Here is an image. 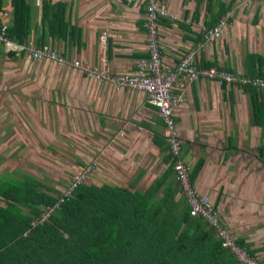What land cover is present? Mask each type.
Listing matches in <instances>:
<instances>
[{"label": "crops", "instance_id": "0c3cea01", "mask_svg": "<svg viewBox=\"0 0 264 264\" xmlns=\"http://www.w3.org/2000/svg\"><path fill=\"white\" fill-rule=\"evenodd\" d=\"M45 1L66 5L64 21L74 29L72 34L65 40H53L48 36L45 42L54 44L67 64L79 61L91 67L105 68L115 76L133 75L137 64L147 60V36L143 28L145 0H27V5L35 11L27 42L35 43L40 35L41 13L37 10ZM240 1L160 0L169 15L158 23L159 48L164 65L174 67L186 53L196 51L195 60L199 67L212 64V67L244 73L247 54L264 57V43L255 45L248 38L249 32L264 33V8L258 16L248 15V7L242 6ZM229 10L233 17L221 37L213 44L203 43L202 32ZM13 13L11 0H0V28L6 29L11 25ZM13 53L11 55L0 44V63L9 59L16 62L25 57L33 62L24 52ZM55 68L61 72L59 82H52L46 72H38L42 84L37 79H26L25 86L21 83L3 91L7 106L15 103L25 111L24 124L18 125L33 129L34 121L41 124L44 120H53L59 127L67 121L71 122L69 129L86 131L94 125L100 132L108 131L102 133L106 137L101 139V145L96 143L92 146V141L85 140V152L81 150L76 154L85 155L95 164L87 184L145 193L146 187L166 173L169 162L157 110L146 102L142 92L114 90L109 84L87 80L67 65ZM0 79L3 80L2 77ZM50 83L52 86L48 89ZM180 91L186 93V100L175 109L174 120L183 144V160H187L185 163L190 171L200 161L193 185L199 193L214 197L213 201H218V209L222 206V213L219 211L222 226L230 232L226 225L232 228L233 223L227 224L224 219L228 218L229 222L234 218L237 222L242 220L234 204L247 198L243 197V190L247 194L248 186L253 191L252 199L248 195L251 200H244L249 204L241 206L245 210H242L243 214L254 213L256 205L257 212L264 213V180L258 182L254 179L264 169L260 157L261 151L264 152V135L261 127L250 124L253 106L249 100L253 97H248L242 87H223L204 80L189 84L185 78L174 86V93ZM258 101L263 102L264 99L259 98ZM260 108L263 109V104ZM35 114L36 117H31ZM8 117L12 125H17L11 115ZM77 117L82 122L78 123ZM72 135L76 139L73 138L71 145H78L81 134ZM31 142L19 143L29 145ZM252 161L256 167L249 165L248 162L251 164ZM168 183L174 187L176 182L170 176ZM181 197L179 191L176 199ZM232 214L235 217L232 218ZM262 217L264 219V214ZM262 232L255 230L260 236ZM231 235L238 240L237 236Z\"/></svg>", "mask_w": 264, "mask_h": 264}, {"label": "trees", "instance_id": "16d2710c", "mask_svg": "<svg viewBox=\"0 0 264 264\" xmlns=\"http://www.w3.org/2000/svg\"><path fill=\"white\" fill-rule=\"evenodd\" d=\"M11 3L13 20L5 32L12 42L24 45L35 11L27 5V0H11ZM38 12L41 32L35 46L43 45L48 36L65 40L72 34L74 29L64 21V3L45 1ZM211 67L212 64L204 66ZM243 74L264 79V57L247 54ZM219 84L228 85L225 81ZM238 84L228 87H242L248 97H253L249 100L253 106L250 124L261 127L264 135V101H258L264 99V88L257 90ZM173 121L175 124L174 115ZM168 155L166 173L155 179L145 193L85 184V179L95 170L93 162L80 170L81 175L88 172L83 180L77 181L69 196L21 170L3 174L0 176V264H236L215 237L214 228L202 217L190 216L186 197L176 199L183 190ZM260 157L264 163V152L261 151ZM198 163L191 171L185 163L192 186L199 171ZM170 176L176 182L174 187L168 183ZM159 191L163 196L156 198ZM217 205L218 201L215 209ZM48 210L50 213L44 218ZM237 245L254 256L255 250L243 239H238Z\"/></svg>", "mask_w": 264, "mask_h": 264}, {"label": "built area", "instance_id": "2783aa9c", "mask_svg": "<svg viewBox=\"0 0 264 264\" xmlns=\"http://www.w3.org/2000/svg\"><path fill=\"white\" fill-rule=\"evenodd\" d=\"M250 0H244V3ZM167 11L158 0H145V12L143 17V28L146 31L147 60H141L137 64L136 72L133 75L111 76L105 68L91 67L79 61L68 62L62 53L51 45L35 46L29 41L24 45L12 42L6 35L5 28H0V44L8 50L24 52L34 61L48 60L58 66H70L75 71L83 74L87 79L102 82L112 86L114 90H128L142 92L146 96L149 105L157 109L163 122V138L168 147L171 161L173 162V172L176 181L180 184L186 200L190 207L189 214L192 217H202L210 226L214 228L217 237L221 240L222 247L228 249L235 257L237 264H264V258L249 256L243 249L237 246L235 238L222 226L218 211L214 208L209 198L196 192L194 186L189 182V168L185 165L181 157L182 141L176 132L173 121L175 109L185 102L186 93L180 91L173 92L174 86L179 80L185 78L191 84L200 80L226 84L246 86L249 85L257 90L264 88V79H252L241 72L230 73L219 71L215 67L199 68L195 64L196 51L188 53L181 58L177 66L164 69L160 66L161 52L158 40V23L162 18H168ZM232 17V11H228L209 29L202 32V42L206 44L215 43L223 30L227 27L228 21ZM103 39V37H102ZM192 62H189V60ZM105 64V62L103 61ZM88 171L84 172V175ZM84 175L77 174L73 177L71 188L62 192L63 196H69L70 191L76 186L77 181L83 180ZM70 187V186H69ZM62 196V195H61ZM60 196V202L63 198ZM43 214L44 218L49 215Z\"/></svg>", "mask_w": 264, "mask_h": 264}, {"label": "rangeland", "instance_id": "374dc122", "mask_svg": "<svg viewBox=\"0 0 264 264\" xmlns=\"http://www.w3.org/2000/svg\"><path fill=\"white\" fill-rule=\"evenodd\" d=\"M158 1L160 2V0ZM262 1L263 0H250L245 2L244 7H248L246 10H249L247 14H254V16H258V13L260 14L261 10L264 8ZM251 34L253 36H250ZM248 38L249 42L255 45L258 43H264V33L262 31H254L252 33L249 32ZM44 44L51 45V47L54 48V44L52 43L50 44L45 42L43 45ZM13 49L8 50V48H5L6 51L12 53L15 52ZM190 52L192 51H189L188 53ZM188 53H186L184 56H186ZM25 58L19 59L16 62H13L9 59L7 62L0 63V77L3 78L2 81L0 79V93H2V95L0 94V176L3 174L10 175L15 170H21L23 172L32 174L39 181L53 187L59 193H62L72 183V181H70L71 177L73 175H77L80 172L81 167H86L92 162L87 160L83 154L76 155L81 150L85 152V140L88 142L92 141V146H95L96 143L101 145V139L104 140V137H106L102 135V133L106 134L108 131L100 132L94 127V125L90 130L88 129L86 131L80 128L69 129L68 124L71 122L66 121L67 124L62 122V127H59V124L55 123L53 120H44V122L41 124H37L34 121V128H30L31 130L28 128H21L18 124H24L23 116L25 111L20 108L19 105H14L15 103H13V105L7 106L4 98L5 93H3L5 88L19 86L21 83H24L25 86L26 79H37L42 84L43 81L41 78L39 79L41 75L38 72H46V74H49L48 76H51L52 82H59V78H62L60 70L57 71L58 68H55L59 66L52 61L42 60L37 62L33 60L32 62L30 59L27 60ZM189 62H192V60L190 59ZM38 63L43 65L39 66L40 64ZM160 66H162L164 69H167L162 61V58L160 59ZM51 86L52 83L47 86L48 89H51ZM228 86L229 85H227V87ZM12 112H15V114L13 115ZM9 115H11V118L14 119L17 125H12L11 119L8 117ZM36 115L37 114L29 116L34 118ZM80 122H82V120L78 118V123ZM13 126L21 129L13 128ZM72 133L81 134V136H78V145H71L74 141L73 138L76 139ZM26 140L32 141L31 144L22 145L19 143L25 142ZM253 154L256 155V152ZM185 162L188 163L187 160H185ZM248 163L253 167L257 166L255 165V161H252L251 164L250 162ZM261 171L262 173L260 172L254 177V179L258 182L264 180V169ZM89 176L85 179V184H87L90 178ZM107 182L110 183L111 181L107 180ZM255 184L257 185L258 183L255 182ZM151 185H149L148 188L146 187V189L148 190ZM243 193L245 195L243 197L247 198L234 204V208L238 210L239 213H241L242 220L239 219L237 222L235 221L236 218H234L229 222L228 218L223 219L227 222V224L233 223L231 225L232 228L226 225L227 228H229L231 234L237 236L238 239H243L244 242L250 244V248L255 250L254 254H256V258H264V232H262L263 234L261 236L255 233V230L264 231V219L263 217L260 218L264 213L263 211H260V213L257 212L258 208L256 207L257 205L255 203L256 206L253 207V211H256L254 213L243 214V208H241V206L246 207V205L249 204L247 202L244 203V200L249 202V200L252 199V188L248 186L247 194L245 193V189L243 190ZM258 194L261 196L260 193ZM248 195H251V199H249ZM162 196V191H159V193L156 194V198H160ZM183 196H185L184 192L182 193V197ZM208 198L210 202H213L214 197L212 198L208 195ZM221 209L222 206L220 205L219 211L222 213L223 209ZM230 216L232 218L235 217L233 214ZM253 216L255 218H253ZM216 236L218 235L216 234ZM243 250L248 254L245 249ZM231 255L233 256L232 253ZM233 258L237 264L234 256Z\"/></svg>", "mask_w": 264, "mask_h": 264}, {"label": "clouds", "instance_id": "9594fccd", "mask_svg": "<svg viewBox=\"0 0 264 264\" xmlns=\"http://www.w3.org/2000/svg\"><path fill=\"white\" fill-rule=\"evenodd\" d=\"M242 6H244V0H242V2L240 3ZM230 11V10H229ZM228 12V11H227ZM232 17H233V14H232ZM232 17H231V19H232ZM230 19V20H231ZM229 20V21H230ZM229 21H228V23H229ZM208 29V28H207ZM201 39H202V34H201ZM181 140V139H180ZM183 145V144H182ZM195 188V187H194ZM195 190H196V192L197 193H199L198 191H197V189L195 188ZM200 195H204V194H201V193H199ZM204 196H207L208 197V195H204ZM186 203L188 204V202H187V200H186ZM211 203H212V205L214 206L215 205V202L213 201H211ZM217 209V211H218V214H219V217H220V212H219V209H218V207H216ZM220 220H221V222H223V220H222V218L220 217Z\"/></svg>", "mask_w": 264, "mask_h": 264}]
</instances>
